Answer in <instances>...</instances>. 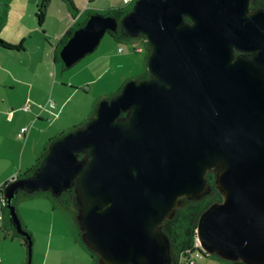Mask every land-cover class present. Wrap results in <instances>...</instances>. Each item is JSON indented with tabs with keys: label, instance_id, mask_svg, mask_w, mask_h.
I'll use <instances>...</instances> for the list:
<instances>
[{
	"label": "water",
	"instance_id": "1",
	"mask_svg": "<svg viewBox=\"0 0 264 264\" xmlns=\"http://www.w3.org/2000/svg\"><path fill=\"white\" fill-rule=\"evenodd\" d=\"M115 24L90 15L61 46L64 66ZM119 28L144 37L150 77L100 99L89 120L49 145L32 176L4 189L28 263L32 242L11 204L18 189L58 195L76 178L83 239L102 262L169 264L160 227L179 198L207 192L215 169L222 201L202 215L197 240L264 264V9L250 11V0H135Z\"/></svg>",
	"mask_w": 264,
	"mask_h": 264
},
{
	"label": "rangeland",
	"instance_id": "2",
	"mask_svg": "<svg viewBox=\"0 0 264 264\" xmlns=\"http://www.w3.org/2000/svg\"><path fill=\"white\" fill-rule=\"evenodd\" d=\"M42 2L43 0H10L7 23L0 32V37L6 42H10L12 40H14L13 42L15 43L19 42L22 44V48L8 52L7 57L0 59V67L2 69L5 67L9 68H5L6 70L0 71V81H3V76L8 79L10 75L9 70L11 71L13 68L17 69L19 77H22L24 74L25 77L28 78V73H23L22 70L28 69L29 73L32 74L31 70L35 66H37L35 74L38 76V79L49 84L54 80L58 84L60 80H62V82L70 81L75 85L88 80V75L91 74L90 78L92 77L95 79L93 82L87 83L90 85L89 90H87L88 86L83 83L82 86H78V90L76 91L75 96L71 97L68 106L70 107L72 105L73 107L75 104L76 113H79L82 109L84 110V106L88 105L89 102L96 96H100L101 94L103 96L102 98H106L109 94L114 93L119 88L125 78L130 80L142 70V55L134 53L131 48L132 46L129 43L122 42L117 45L122 49V52L120 53L115 52L112 47L106 48L104 51L106 53V60L104 55H102L104 56L102 58L99 56L103 52V46L106 41L109 40V36L107 34L101 38L94 51L80 59L72 65V67L62 70L60 63L56 64L53 62L52 50L53 46L68 28L71 22V16L65 4L61 0H49L48 5L45 7V12L44 10L40 11L39 9ZM73 2L75 7L82 11L86 5L93 6L99 10L110 5H116L118 2H121V0H73ZM42 15L43 19L40 21ZM133 42L139 44L141 42L140 36ZM40 43L45 46L44 47L42 45L46 51L44 48L42 49ZM39 45L41 47H38ZM3 49L7 50L5 48H1V50ZM3 55L4 54H0V58ZM94 58H97L98 60L93 66V73H89V70L79 73L83 67L87 68V65ZM7 88L8 85H5L4 83L0 84V98H2V101L4 100L3 94H9ZM13 94V97H20L23 96L24 93H22L20 89L16 88ZM30 100L29 104L31 105L33 101L32 99ZM77 101L78 103H76ZM32 107H35V105H32ZM73 111L74 110L69 108V113L73 117L77 118L76 122H78L79 117L76 113H72ZM22 113L24 115L27 114V112ZM45 123L48 124V122ZM29 125L30 124H27V126ZM23 142L24 141H20V144ZM82 160L85 161L86 157H82ZM216 168H220V166L218 165ZM23 170L24 169L20 172L22 173ZM71 186L77 193L76 203L78 206V218H80L84 208V203L79 193V186L76 178L72 180ZM1 201L2 206H4L5 199L3 190ZM16 204L15 209L21 218L20 220L26 226L27 230L30 231L33 237L32 243L34 245L31 244V253L33 251L34 255H36L34 256V259H39L35 261V264L39 262L41 258L38 256V251L43 252L49 243L51 244V248H55L61 244V250L71 257L72 255L78 256L79 253L82 258H88V255L82 248L71 246L70 243H73V237L65 219L59 210H51L50 203L47 200L35 198L33 200ZM4 224L6 226L2 227L3 231H1V235H3V239L0 237V243L1 241L5 243V251H10L14 254L13 248L11 249V247H17L16 245H18V243H22L24 247H27L26 239L11 236L12 231L9 228V225L6 224L5 216ZM4 228H9L10 231L7 233ZM11 237L14 238L12 241L10 240ZM163 247L165 249L168 247V241L165 237ZM202 249H204V252H202L203 255H209L211 253V251L205 247H202ZM202 253L197 249H194L191 253L192 257L190 259L193 258L197 263H200L202 261ZM77 260L81 262L79 256L77 257ZM100 263L105 264V262H102L101 260ZM181 263L187 264L186 259H183Z\"/></svg>",
	"mask_w": 264,
	"mask_h": 264
},
{
	"label": "crops",
	"instance_id": "3",
	"mask_svg": "<svg viewBox=\"0 0 264 264\" xmlns=\"http://www.w3.org/2000/svg\"><path fill=\"white\" fill-rule=\"evenodd\" d=\"M122 1L123 0L118 2V4L122 3ZM85 8L96 9L90 5H86L84 9ZM72 21L73 20L71 18L69 26L71 25ZM13 41L14 40L10 41L9 43L15 44ZM118 44L119 43H116L111 37H109V40L106 41L105 45L103 46L102 54L99 56H101V58L105 56L104 58L106 60V53L104 51L108 47H112V49L117 53L122 52V49L117 46ZM133 44L135 52L140 54L139 52L141 51V44ZM40 45L42 46L43 44L40 43ZM40 45L38 47H41ZM43 46L42 49L45 47ZM118 49H120V51H118ZM10 51L12 50H1L0 48V54H4L0 59L7 57V53ZM97 60V58L91 60L87 65L88 67H83L79 73L85 72L86 70H89V73H93V66L96 64ZM5 68L2 69L0 67V71L6 70ZM36 71L37 66L31 70L32 74L29 73L28 69H23V73H28V78H26L24 74L22 77H19L17 69L13 68V70H9V78L6 79L3 76V81H0V84L4 83L5 85H8L7 91H9L8 95L3 94V101L2 98H0V185H2V183L5 181L10 180L12 177L17 176L19 172L22 171V169L25 171L27 168H29L34 163L35 158L41 151L42 147L51 137L62 132H67L71 130L74 125L83 122L89 116L92 109L96 106L97 101L103 97L101 94L100 96H96L89 102L88 105L84 106V110L82 109V111L76 113L75 104L73 107L72 105L68 107L71 97L75 96L78 86H82L83 84L87 85V90H89L90 85L87 83L93 82L95 78H90V74L88 75L90 79L88 78V80L82 82L83 84L79 83L74 85L70 81L62 82V80H60L58 84L55 80L49 84L38 79V76L35 74ZM16 88L20 89V91L24 93L23 96L13 97V92ZM30 99H32L33 102L31 105L29 104V110H21L22 105H24L27 101L30 102ZM48 103H51V106H49ZM76 103H78V101ZM32 105H35V107H32ZM69 108L74 110L72 113H76L78 115V122H76L77 118L73 117L69 113ZM22 112H27V114L24 115ZM45 122H48V124ZM27 124L30 125L27 126ZM21 127H28V130L24 137L19 138L17 133ZM20 141L24 142L20 144ZM1 195L2 194H0V198ZM1 207L2 201L0 199V213ZM1 231L3 230L0 226V237L3 239ZM5 231L8 233L9 229L8 231ZM13 239L14 238L11 237L10 240L12 241ZM70 244L71 246L80 247L78 244L74 243V241ZM32 245L34 244L32 243ZM5 246V243L1 241L0 264L26 263L28 258L27 247H24L22 243H18V245H16L17 247H11V249L13 248L14 252V254H12L10 251H5ZM34 256L36 255H34L32 251L29 264H35V261L39 260L38 258L34 259ZM38 256L41 258L36 264H92L89 255L88 258H82V256L78 253L79 258L81 259L80 262L77 260L78 256L72 255L71 257L67 253H64V251L61 250V244L55 248H51V244L49 243L43 252L38 251ZM188 257L191 258L192 254H189ZM201 258L202 261L200 263H197L195 259H192L196 264H232L228 261L217 259L216 257H212L207 254H201Z\"/></svg>",
	"mask_w": 264,
	"mask_h": 264
},
{
	"label": "trees",
	"instance_id": "4",
	"mask_svg": "<svg viewBox=\"0 0 264 264\" xmlns=\"http://www.w3.org/2000/svg\"><path fill=\"white\" fill-rule=\"evenodd\" d=\"M61 1L65 4L73 20L71 25L67 28L64 34L60 37L57 43L53 46V50H52V60L56 64L60 63L62 70L70 68V67H65L59 58V50L61 46L67 41V39L72 35L73 31L76 28L82 26L90 15L96 14V13L114 18L116 21L115 27L111 30H107V35L111 37L116 43H122V42L129 43L132 46L131 48L134 51V53H138V52H135V49L133 47L134 45L133 41L137 37L131 38V37L125 36L122 34L119 28V20L131 10L132 5L135 0H130L128 2L122 1V3L120 4L110 5L106 8L99 9V10L85 8L82 11H79L75 7L73 0H61ZM48 3H49V0H43L42 4L39 6L40 11L44 10L45 12V7L48 5ZM9 6H10V0H0V32L2 31L4 25L7 23ZM260 9H264V0H250V11L254 12ZM42 19H43V15L40 18V21ZM140 38H141V42H140L141 51L139 53L140 55H142L141 59L143 62V68L138 74L135 75L134 78H132L135 80L147 79L150 77L149 72L145 68L146 60L149 54V46L144 40L143 36H140ZM0 48L16 50V49H21L22 44L19 42L12 44V43L2 40L0 37ZM127 80L129 79L125 78L123 82L120 84L119 88L114 93L109 94L105 99H110L116 94H118L119 91L121 90L122 85ZM95 108L96 106L92 109L89 116L83 122L74 125L71 130L67 132H62L60 134H57L51 137L47 141V143L42 147L41 151L38 153L37 157L35 158L34 163L29 168H27L25 171H23L22 173H19L15 177H12L11 179L28 178L32 176L36 172V170L40 167V164L47 153L49 145L54 140L60 138L64 134L69 133L70 131H73L74 129L81 127L87 120H89L93 116ZM124 116H125V113H121V117H124ZM78 157L81 158L82 155H79ZM216 177H217V171L215 169L208 171L205 176L207 187H208L207 192L199 195L198 197L179 198L178 206L173 211L172 215L162 223L160 227V231L168 240L169 264H182L181 261L183 259H186V263L188 264V261H187V259L189 258L188 256L189 254L193 252L194 249H197L199 252H201L194 245L195 238H196V233H195L196 228L200 222L202 215L211 206H213L216 203H220L222 201V191L217 187ZM11 179L5 181L4 183H2V185H0V194H2V190L4 191L5 187L11 182ZM35 198L45 199L50 203L51 209L59 210V212L61 213V215L63 216V218L65 219L69 227L74 243L78 244V246H80V248H82L89 255V258L92 264H101L99 261L98 254L94 252V250L91 249L87 245V243H85L83 239V231L79 225V220H78V206L76 203L75 189L72 188L71 186L70 188L62 191L58 195H53L49 190H45V191L37 190V191L27 192L26 190L18 189L14 194L11 204L15 206L17 205L16 203L33 200ZM0 214H1V219H0L1 227L6 226L4 224V216H5L6 224L9 225V228L12 231L11 236L15 238L25 239V237L17 233L9 217L8 209L5 205V202H4V206L1 207ZM18 218L19 220L21 219L19 215H18ZM20 223H21L22 230L28 233V235L30 236L31 242H32V235L30 231L27 230L26 226L22 223L21 220H20ZM9 228H4V229L8 231ZM209 256L228 261L232 264H248L246 262L239 261L236 259L225 258L216 252H211ZM25 264H29L28 258Z\"/></svg>",
	"mask_w": 264,
	"mask_h": 264
},
{
	"label": "built area",
	"instance_id": "5",
	"mask_svg": "<svg viewBox=\"0 0 264 264\" xmlns=\"http://www.w3.org/2000/svg\"><path fill=\"white\" fill-rule=\"evenodd\" d=\"M128 1H130V0H123V2H128ZM118 51H120V49H118ZM48 104H49V106H51V103H48ZM29 108H30V105H29V102L27 101L24 105H22L21 110L28 111ZM27 130H28V127H21L19 129L18 133H17V136L19 138L24 137V135L26 134ZM14 179H16V178L11 179V181L14 180ZM0 219H1V214H0ZM194 245L201 252H204V249H202L201 243L197 240V238H195V244ZM187 261H188V264H196L195 261H193V259L188 258Z\"/></svg>",
	"mask_w": 264,
	"mask_h": 264
}]
</instances>
